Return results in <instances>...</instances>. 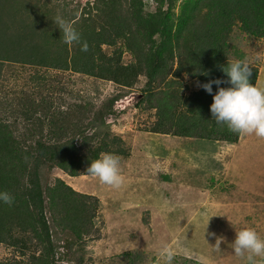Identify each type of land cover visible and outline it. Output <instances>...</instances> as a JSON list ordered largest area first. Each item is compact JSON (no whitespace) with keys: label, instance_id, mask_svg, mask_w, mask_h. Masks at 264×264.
Here are the masks:
<instances>
[{"label":"trees","instance_id":"16d2710c","mask_svg":"<svg viewBox=\"0 0 264 264\" xmlns=\"http://www.w3.org/2000/svg\"><path fill=\"white\" fill-rule=\"evenodd\" d=\"M70 4L0 0V73L10 63L35 69L30 91L0 99V191L14 197L11 206L0 202V245L12 251L0 264H54L53 230L67 234L70 247L97 238L99 199L49 174L56 168L71 177L88 175L89 164L103 153L127 156L121 136L104 121L123 99L121 90L144 79L138 104L154 112L146 132L233 145L240 134L214 121L212 95L198 85L227 81L222 67L235 60L250 65L253 85L258 77L260 66L246 60L238 38L264 40V0H88L69 9ZM58 15L73 23L87 51L63 42ZM42 68L111 82L119 90L97 109L79 97L64 105L53 99L63 89L61 78L47 82L37 71ZM188 82L195 88L186 93ZM138 253L124 252L126 264H143Z\"/></svg>","mask_w":264,"mask_h":264},{"label":"rangeland","instance_id":"374dc122","mask_svg":"<svg viewBox=\"0 0 264 264\" xmlns=\"http://www.w3.org/2000/svg\"><path fill=\"white\" fill-rule=\"evenodd\" d=\"M70 1L69 9L88 0ZM152 5L148 3V11ZM238 44L246 60L261 67L254 86L264 89V40L240 36ZM1 70L0 99L11 100L19 91L31 90L28 79L34 68L10 63ZM37 71L50 83L61 78L63 89L53 99L64 105L79 97L92 101L97 109L119 90L111 82L71 72ZM143 83L140 78L131 89L121 90L123 99L104 118L128 152L119 155L121 187L104 185L92 176L71 177L56 168L50 171V179L59 177L74 190L100 201L95 218L97 238L70 247L67 234L52 231L58 245L54 264H126L122 254L127 251L141 252L143 264H164L159 254L163 246L174 251L172 264H245L235 255L232 242L244 228L264 238V138L241 134L240 144L229 145L146 132L154 112L144 110L138 104L141 98L136 99ZM186 87L188 93L195 88L194 82ZM15 124L22 129V120L18 118ZM164 175L170 180L165 181ZM218 238H222L219 247ZM11 253L0 245V260ZM257 262L264 264V258Z\"/></svg>","mask_w":264,"mask_h":264},{"label":"clouds","instance_id":"9594fccd","mask_svg":"<svg viewBox=\"0 0 264 264\" xmlns=\"http://www.w3.org/2000/svg\"><path fill=\"white\" fill-rule=\"evenodd\" d=\"M55 23L63 33L65 44H81L82 51L88 50L87 42H82L81 35L73 23L60 15L56 16ZM222 71L227 76V81L215 79L198 85L212 95L209 110L214 121L217 124L226 125L233 133L254 134L264 138V89L254 86L251 82L252 70L250 65L243 60H235L226 67L223 66ZM225 82L230 86L220 87ZM214 84L217 86L215 94H213ZM109 116L111 115L109 114ZM86 174L88 175L82 176L98 178L102 184L113 188H119L123 183L120 158L113 153H103L99 158L92 161L86 170ZM0 202L11 206L14 197L7 191H0ZM210 218L205 226V231ZM209 235L214 234L210 233ZM221 243L222 238H218L216 246L219 247ZM232 245L235 255L243 258L245 264H258L257 258H264V238H261L252 228H244L236 232ZM159 254L164 264H172L175 254L171 248L163 246Z\"/></svg>","mask_w":264,"mask_h":264},{"label":"crops","instance_id":"0c3cea01","mask_svg":"<svg viewBox=\"0 0 264 264\" xmlns=\"http://www.w3.org/2000/svg\"><path fill=\"white\" fill-rule=\"evenodd\" d=\"M244 135V134H243ZM241 138H242V136H241V134H240V137H239V141H238V143L240 144L241 143ZM216 143V142H215ZM236 153V152H235ZM234 153V154H235Z\"/></svg>","mask_w":264,"mask_h":264},{"label":"water","instance_id":"95a60500","mask_svg":"<svg viewBox=\"0 0 264 264\" xmlns=\"http://www.w3.org/2000/svg\"><path fill=\"white\" fill-rule=\"evenodd\" d=\"M141 97H142V95L138 94L136 99L139 100Z\"/></svg>","mask_w":264,"mask_h":264}]
</instances>
